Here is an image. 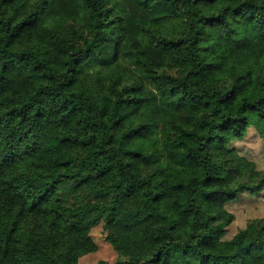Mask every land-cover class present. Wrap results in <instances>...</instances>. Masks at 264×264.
Listing matches in <instances>:
<instances>
[{"label":"trees","instance_id":"1","mask_svg":"<svg viewBox=\"0 0 264 264\" xmlns=\"http://www.w3.org/2000/svg\"><path fill=\"white\" fill-rule=\"evenodd\" d=\"M251 127L264 0H0V264H264Z\"/></svg>","mask_w":264,"mask_h":264},{"label":"rangeland","instance_id":"2","mask_svg":"<svg viewBox=\"0 0 264 264\" xmlns=\"http://www.w3.org/2000/svg\"><path fill=\"white\" fill-rule=\"evenodd\" d=\"M239 155L257 164L259 170H264V142L251 127L241 140H233L230 144ZM226 210L234 215V221L226 228L224 239H230L237 231L254 219L264 216V192L258 196L241 193L237 199L225 205ZM91 236L97 246V251L82 258L79 264H112L118 259L117 253L104 239L102 225L91 229Z\"/></svg>","mask_w":264,"mask_h":264}]
</instances>
